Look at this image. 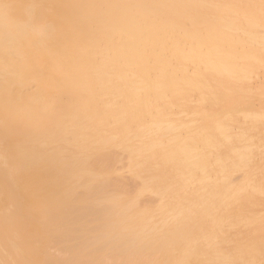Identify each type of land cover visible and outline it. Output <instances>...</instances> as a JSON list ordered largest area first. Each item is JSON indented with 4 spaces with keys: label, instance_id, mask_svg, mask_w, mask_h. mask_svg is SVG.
I'll return each instance as SVG.
<instances>
[{
    "label": "bare ground",
    "instance_id": "bare-ground-1",
    "mask_svg": "<svg viewBox=\"0 0 264 264\" xmlns=\"http://www.w3.org/2000/svg\"><path fill=\"white\" fill-rule=\"evenodd\" d=\"M3 3L0 264H264V0Z\"/></svg>",
    "mask_w": 264,
    "mask_h": 264
},
{
    "label": "rangeland",
    "instance_id": "rangeland-1",
    "mask_svg": "<svg viewBox=\"0 0 264 264\" xmlns=\"http://www.w3.org/2000/svg\"><path fill=\"white\" fill-rule=\"evenodd\" d=\"M2 1H3V2H5V0H1L0 2H2ZM3 2H2V3H0V4H3V5H4V3H3ZM3 5H2V6H0V8H3ZM4 7H6V5H4ZM233 252H234V251L230 249V252H228V253H229V254H233Z\"/></svg>",
    "mask_w": 264,
    "mask_h": 264
}]
</instances>
